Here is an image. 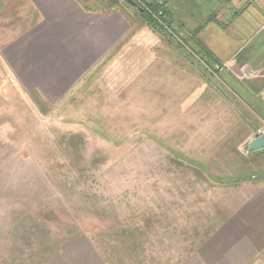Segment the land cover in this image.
<instances>
[{"label":"rangeland","instance_id":"obj_1","mask_svg":"<svg viewBox=\"0 0 264 264\" xmlns=\"http://www.w3.org/2000/svg\"><path fill=\"white\" fill-rule=\"evenodd\" d=\"M90 1L132 12L138 38L146 29L155 38L145 47L140 39L120 67L107 59L60 102L20 86L0 37V264H96V255L103 264H220L208 253L211 221L225 206L215 192L226 180L262 177L264 150L249 157L245 144L210 159L196 139L211 124L247 143L262 136L264 103L224 82L234 75L197 45L208 48L201 33L194 41L172 25L178 37L163 38L123 0ZM165 76L176 82L168 89ZM150 77L156 84L146 87ZM209 91L219 102L197 103ZM210 109L225 118H199ZM199 154L205 167L194 165Z\"/></svg>","mask_w":264,"mask_h":264},{"label":"crops","instance_id":"obj_2","mask_svg":"<svg viewBox=\"0 0 264 264\" xmlns=\"http://www.w3.org/2000/svg\"><path fill=\"white\" fill-rule=\"evenodd\" d=\"M142 1L158 8L163 19L173 26L179 27V23L185 29L196 30L208 24L200 39L211 51L215 63L226 65L225 73H233L232 79L224 82L240 88L241 93L251 95L247 97L254 100L257 95L255 101L261 99L264 103V0ZM90 2L0 0V24L4 27L0 37L6 40L1 50L2 59L23 89L46 102H60L92 71L105 66L107 59L112 57L111 68L120 67L118 60L123 55L135 53L133 48L138 47L140 39L142 47L154 40L155 34L149 29L142 30L138 38L139 30L132 12L93 9L89 7ZM150 66L148 73L151 75L154 68ZM178 70L182 71L183 67L179 65ZM160 80L161 87L167 89L176 83L169 82L168 76ZM185 83V79L177 80L178 86L185 87ZM155 84L150 77L145 85ZM201 86H205L202 90H208L206 83ZM208 93L197 103L203 104L207 99L219 102L216 91ZM199 112V118H225L224 110ZM235 113L240 116L237 111ZM210 128L209 137L196 139L195 147L198 151L208 150L210 159L219 154L225 156L229 150L239 151L253 140L247 143L239 137V131L232 128L218 131L212 129V124ZM260 152L250 151L249 157ZM205 155L196 156L194 165L205 167L209 158ZM224 183L226 190L218 192L217 187L214 197L218 200L219 196L221 200L224 195L225 206L217 210L216 220L211 221L209 261L264 264V175ZM94 263L103 264L97 255Z\"/></svg>","mask_w":264,"mask_h":264},{"label":"trees","instance_id":"obj_3","mask_svg":"<svg viewBox=\"0 0 264 264\" xmlns=\"http://www.w3.org/2000/svg\"><path fill=\"white\" fill-rule=\"evenodd\" d=\"M119 0H112L114 3H118ZM142 2V0H141ZM144 4V3H143ZM145 7L148 8L150 12L147 10H144L143 12L136 11L143 19L144 22L157 34H159L163 38H173L174 36L178 37V34L172 29V25L169 21H166L163 19V16L160 13V10L158 8L153 7L151 5H146L144 4ZM179 27L184 31V33L189 37V39L194 40L193 38L195 36H198L203 29L206 27L208 24H204L200 28H198L195 31H188L184 28L182 24H179ZM195 41V40H194ZM199 47L205 52V54L209 55V57H212L211 52L208 50V48L204 47L202 43H199V40L195 41Z\"/></svg>","mask_w":264,"mask_h":264},{"label":"water","instance_id":"obj_4","mask_svg":"<svg viewBox=\"0 0 264 264\" xmlns=\"http://www.w3.org/2000/svg\"><path fill=\"white\" fill-rule=\"evenodd\" d=\"M125 3L132 6L134 9L143 12V8L135 0H123ZM249 149L252 152L264 150V134L256 139L252 140L249 144Z\"/></svg>","mask_w":264,"mask_h":264},{"label":"built area","instance_id":"obj_5","mask_svg":"<svg viewBox=\"0 0 264 264\" xmlns=\"http://www.w3.org/2000/svg\"><path fill=\"white\" fill-rule=\"evenodd\" d=\"M135 1L138 2L139 4H141L142 6H144V8H145V5L141 2V0H135ZM260 133H262L261 135H263L264 134V131H262Z\"/></svg>","mask_w":264,"mask_h":264}]
</instances>
